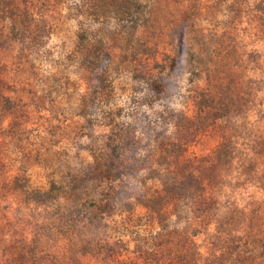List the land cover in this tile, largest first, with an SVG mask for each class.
<instances>
[{
	"label": "rangeland",
	"instance_id": "374dc122",
	"mask_svg": "<svg viewBox=\"0 0 264 264\" xmlns=\"http://www.w3.org/2000/svg\"><path fill=\"white\" fill-rule=\"evenodd\" d=\"M85 1L0 0V264H264V0H152L146 51L91 23ZM81 26L102 29L111 83L92 109ZM208 84L238 111L179 130L204 186L205 211H187L164 191L170 135ZM133 156L137 171L115 179ZM53 186L54 202L31 201ZM68 212L79 229L64 233ZM94 216L100 230L81 226ZM95 242L117 256L71 257Z\"/></svg>",
	"mask_w": 264,
	"mask_h": 264
},
{
	"label": "trees",
	"instance_id": "16d2710c",
	"mask_svg": "<svg viewBox=\"0 0 264 264\" xmlns=\"http://www.w3.org/2000/svg\"><path fill=\"white\" fill-rule=\"evenodd\" d=\"M81 5L84 10H81L80 13L85 15L91 23L102 28L109 25L113 29L111 34L113 39L129 45L141 42L140 37L138 38V33L143 34V32L153 27L155 10L159 9L152 0H86ZM101 35L102 29L97 34H93L91 29L81 26L76 36L77 51L79 56H83L82 63L85 65L89 75L90 88L86 98V104L91 109L96 101L103 100L110 93L108 90L111 83L109 82L106 68L103 66L102 59L100 58V56H104V39ZM141 45V50L146 51V45L143 42H141ZM128 55L134 56L132 53L124 54L123 56ZM195 75V73L190 74L189 83L193 82L194 77H196ZM191 103L194 111L193 118L186 119L179 117L173 125L174 133L170 135V188H164V191L170 194V199L181 204L187 211H190V207L195 205L196 211L202 212L205 209L200 205L199 200L201 194L204 192V186L202 185V181L193 174L191 167L188 164H182L180 162L184 144L178 138V132L181 128L187 126H194L195 129L206 128L216 120L228 118L238 110L237 108H230L223 104L222 93L217 90L215 85L212 86L211 84H208L205 89L195 92L191 97ZM115 147H119V144H116ZM111 151L113 153L114 149ZM135 157H132L131 163L125 164L122 172H114L115 179H120L122 176H130L137 171L138 161L135 160ZM168 158L169 156L166 158V161H168ZM221 161L222 156L220 153L216 157V163H220ZM166 171H168V168ZM158 176L165 177L164 174H159ZM210 182L211 179L207 181V183ZM63 191V188H55L53 186L45 192H32L31 201L40 205L52 203L58 199L59 193ZM107 199H104V204L108 203ZM154 203L160 205V198H156ZM70 214L71 212H68L65 217H62L64 222L62 224V231L64 233L79 229L78 222L69 220ZM67 215L69 216L68 219ZM103 225L102 216H94L85 223H81L83 228L89 227L92 231L100 230ZM161 228L163 230L165 226ZM92 236L95 237V235ZM102 253H105L106 258H112L117 256L118 250L115 246L95 242L83 247L76 246L72 251L71 257L74 259L76 255H102ZM30 255H32V261L35 262L34 254ZM148 262H153L154 264H170V256L163 262L159 261L156 256H152L151 259L148 258L146 261V263Z\"/></svg>",
	"mask_w": 264,
	"mask_h": 264
}]
</instances>
